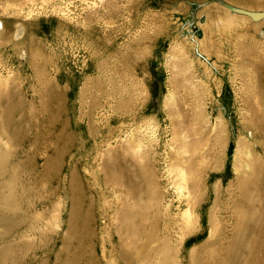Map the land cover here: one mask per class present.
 Listing matches in <instances>:
<instances>
[{
	"label": "rangeland",
	"instance_id": "obj_1",
	"mask_svg": "<svg viewBox=\"0 0 264 264\" xmlns=\"http://www.w3.org/2000/svg\"><path fill=\"white\" fill-rule=\"evenodd\" d=\"M2 163L0 264H264V0H0Z\"/></svg>",
	"mask_w": 264,
	"mask_h": 264
},
{
	"label": "bare ground",
	"instance_id": "obj_2",
	"mask_svg": "<svg viewBox=\"0 0 264 264\" xmlns=\"http://www.w3.org/2000/svg\"><path fill=\"white\" fill-rule=\"evenodd\" d=\"M52 86V85H51ZM52 93V92H51ZM8 96V95H7ZM9 96H12V95H9ZM16 96V95H15ZM54 98V97H53ZM56 99V98H55ZM52 100V99H51ZM10 103V102H9ZM9 103H7L6 105H9ZM49 104V103H48ZM57 106V105H56ZM16 107V106H15ZM51 108V107H50ZM55 108V107H54ZM58 108V107H57ZM15 109V108H14ZM49 110V109H48ZM15 112V111H14ZM20 112V111H19ZM14 116V115H12ZM12 116H11V113L9 112V110L6 111V114H5V126H4V129L2 130L3 132H7L10 130V126L12 125L13 121V125L11 127V130L13 128L15 129H18L20 130L18 132V136L20 138H22V133L24 132L23 130H21V126H22V122H16L15 119L12 120ZM22 117V115H21ZM20 117V118H21ZM19 119V118H18ZM24 119V117H23ZM20 120V119H19ZM22 120V119H21ZM50 120V119H49ZM30 125V124H29ZM33 125V124H32ZM34 126V125H33ZM66 129V128H65ZM29 130V129H28ZM2 132V133H3ZM32 133V132H31ZM62 134V133H61ZM28 137V136H27ZM18 139V138H17ZM15 140V139H14ZM19 140V139H18ZM62 142V140H61ZM26 143V142H25ZM17 144V143H16ZM2 145V144H1ZM20 145V144H19ZM22 145V144H21ZM66 146V145H65ZM42 147V146H41ZM69 147V146H68ZM19 148V146L17 147ZM60 154V153H58ZM64 154V153H63ZM63 154L61 155L63 157ZM58 156V155H57ZM59 160V159H58ZM0 169L1 170H4L6 169V166L4 163H2L0 165ZM8 172H10L8 170ZM8 172L6 171L5 173V176L4 178L0 179V229L1 227H3V234L5 236L1 237L0 239H7L10 237V235H12L13 233H15L16 231H18L21 226H23L25 224V221L23 219H19V218H16V216H22L24 215L26 212L23 211V210H20L19 207L17 206V201H19L21 198H22V192L21 191H18L17 188L18 187V184L15 185V182L13 180V185H10V181H8L9 179V174ZM261 174V170L257 171L255 174H254V177H249L246 181H244L245 183V188H243V195L245 197V199L247 200L248 199V202L249 204H253V201L251 199V191H250V188L252 186L253 183H256L257 180H258V175ZM116 179V177H114ZM126 181L125 179L123 178H117V182H120V181ZM17 186V187H16ZM258 190L259 191H262V186L261 185H258ZM142 193V192H141ZM144 194V193H142ZM17 195V196H16ZM262 196H264V192L262 194ZM263 210H261L262 212ZM253 212V211H252ZM140 217V216H139ZM264 218V211L260 217V226H256L253 230L257 231V230H260L262 228V222H261V219ZM19 219V220H18ZM241 227V228H240ZM244 223L243 221H239V225H237V228L236 230L237 231V234H238V240L236 243H233L232 246L234 248V250H238L241 248V251H245L248 249V245L247 243L242 239L243 236H245V233L247 231H249V229L251 227H247V229L244 231ZM1 231V230H0ZM137 234V233H136ZM7 235H9V237H6ZM133 243V242H132ZM5 249H4V252H3V255H2V260L4 261L5 260V256L8 254H12L14 253V251L16 250L17 246L13 243H8V244H5L4 245ZM255 250V247L253 248V252ZM234 256V258H233ZM230 258L232 259L233 258V261H237L239 259V256L235 253L231 254L230 255Z\"/></svg>",
	"mask_w": 264,
	"mask_h": 264
}]
</instances>
